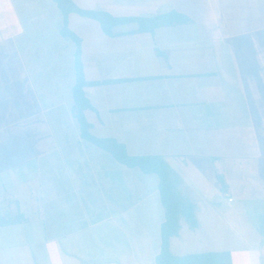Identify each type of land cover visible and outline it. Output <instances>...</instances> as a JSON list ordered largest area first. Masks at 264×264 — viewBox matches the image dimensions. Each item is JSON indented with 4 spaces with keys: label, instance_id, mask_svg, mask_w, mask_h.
<instances>
[{
    "label": "crops",
    "instance_id": "1",
    "mask_svg": "<svg viewBox=\"0 0 264 264\" xmlns=\"http://www.w3.org/2000/svg\"><path fill=\"white\" fill-rule=\"evenodd\" d=\"M72 1L115 17L176 11L192 19L152 31L128 21L106 34L97 20L69 14V27L81 38L86 80H114L84 87L95 108L85 111L91 132L115 138L130 155L163 156L174 182L192 194L197 226L186 222L189 230L201 228L193 169L217 182L220 175L228 202L239 186L251 187L260 196L251 199L264 202V0ZM5 8L0 17L7 34L14 37L24 20L29 42L50 39L46 0H0V11ZM67 47L60 44L59 53ZM70 49L73 66L74 45ZM39 63L27 60V73H40ZM73 83L61 84L55 95ZM37 88L26 89L22 105L29 119L43 115L38 146L18 159L14 149L0 148V264H156L165 217L158 176H138L119 162L105 165L79 130L67 128L75 120L71 112L62 116L47 107V89L40 94ZM213 206L206 204V214L221 221ZM224 218L239 241L207 251H230L232 264H264V214L235 210ZM183 219L170 239L172 253L205 252L191 250Z\"/></svg>",
    "mask_w": 264,
    "mask_h": 264
},
{
    "label": "rangeland",
    "instance_id": "2",
    "mask_svg": "<svg viewBox=\"0 0 264 264\" xmlns=\"http://www.w3.org/2000/svg\"><path fill=\"white\" fill-rule=\"evenodd\" d=\"M47 6L52 11L53 24L50 26L49 36L46 41L29 42V34L26 32L28 28L27 22L22 20L19 22V29H21L14 37L7 34L5 28H9L4 24V19L0 17V148H8L15 150L17 154L14 158H22V151L25 149L33 150L38 146V131L45 130L44 126H40L42 121L39 115L34 117V120L29 119L23 111V99L26 94L25 91L29 87V93L32 94L31 84H36L39 87L40 94L42 89H47V107H57L62 116L69 115L72 101L71 90L68 92L63 90L62 96L58 97V89L62 85L66 86L74 82V68L70 62L69 55L71 54V45L73 41L68 38H62L59 34L60 12L53 0H46ZM6 7V4H4ZM3 14L7 13L6 8L0 11ZM6 22V21H5ZM37 36H33L36 38ZM32 38V37H31ZM66 42L67 49L63 50V55L58 51L60 44ZM46 44V52L43 54L42 46ZM27 46L31 47L28 53ZM29 54L30 56L28 57ZM27 60L37 66L40 61V73H27ZM72 61V60H71ZM33 69L30 68V71ZM37 69H35L36 71ZM42 88V89H41ZM51 89V90H49ZM28 93V94H29ZM67 95V96H66ZM52 98V99H49ZM57 100H53L56 99ZM59 98L64 101L65 105L57 106ZM51 102H53L51 104ZM55 102V103H54ZM56 108V109H57ZM63 108V111H62ZM61 109V110H60ZM54 112L53 108L50 109ZM49 112V110H48ZM47 115H50L47 113ZM90 116V115H89ZM40 118V119H39ZM50 122H46V130L49 131L53 126ZM67 128L71 131L79 130L77 122L67 123ZM85 145L91 147L95 151L102 153L105 157V165L116 166L120 165L110 154L100 150L93 144L85 141ZM133 171L138 176H144L140 170L134 168ZM213 173V170H211ZM192 174L191 179L197 185L196 192L198 196L193 197L197 202L196 210L197 217L201 222L199 230H189L186 221L183 219V232L188 235L194 246L191 250H204L209 248H217L225 246L230 241H239L235 234L230 231L227 224L224 223V217L235 210H241L247 213L264 214V202L262 200L255 202L251 197L257 198L259 195H254L255 192L249 186L232 187L231 191L235 196L234 202H228L225 196V191L221 189L219 181H214L208 175L202 174L201 171L195 169L189 171ZM200 176H196V175ZM152 177H156L152 175ZM229 181V178H226ZM176 184L177 190L185 200H191V193L178 182ZM201 197V198H199ZM209 200L211 202H209ZM213 204V209L216 210L218 216L222 219L218 220L216 217H208L206 204ZM207 216H206V215ZM260 221V219H258ZM245 236H250L246 232ZM193 239V240H192Z\"/></svg>",
    "mask_w": 264,
    "mask_h": 264
},
{
    "label": "trees",
    "instance_id": "3",
    "mask_svg": "<svg viewBox=\"0 0 264 264\" xmlns=\"http://www.w3.org/2000/svg\"><path fill=\"white\" fill-rule=\"evenodd\" d=\"M61 13L62 25L60 35L75 44L73 52L74 83L71 87L72 106L71 115L76 120L80 137L110 154L117 162L131 168H138L146 174L158 176V188L161 202L165 209L164 221L161 224V249L156 256V264H232L231 252L205 251L184 255L173 254L170 249V239L176 236L180 229V219L184 218L192 228L197 226L195 204L185 200L177 190L172 178L173 169L161 155H130L125 145L113 137H99L91 132V123L85 111L95 110L85 95L86 85H100L114 80L88 81L85 78L81 60V38L69 27V14L74 12L81 16L97 20L106 34H111V28L119 23L137 21L139 31H152L160 25H172L191 22L192 19L182 13L172 11L155 17H115L105 11L87 10L78 7L72 0H53ZM116 81V80H115ZM219 183H223L220 175L216 176ZM225 190L223 184L220 185Z\"/></svg>",
    "mask_w": 264,
    "mask_h": 264
},
{
    "label": "built area",
    "instance_id": "4",
    "mask_svg": "<svg viewBox=\"0 0 264 264\" xmlns=\"http://www.w3.org/2000/svg\"><path fill=\"white\" fill-rule=\"evenodd\" d=\"M228 200H229V201H232V200H233V198H232L231 196H229V197H228Z\"/></svg>",
    "mask_w": 264,
    "mask_h": 264
}]
</instances>
